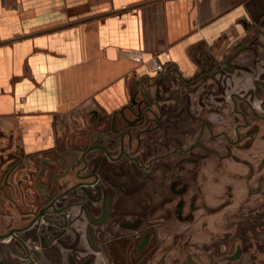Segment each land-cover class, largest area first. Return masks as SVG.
<instances>
[{"label":"flooded vegetation","instance_id":"af4514ba","mask_svg":"<svg viewBox=\"0 0 264 264\" xmlns=\"http://www.w3.org/2000/svg\"><path fill=\"white\" fill-rule=\"evenodd\" d=\"M247 47L139 81L80 143L0 141V264H264L262 50L225 81Z\"/></svg>","mask_w":264,"mask_h":264},{"label":"crops","instance_id":"0c3cea01","mask_svg":"<svg viewBox=\"0 0 264 264\" xmlns=\"http://www.w3.org/2000/svg\"><path fill=\"white\" fill-rule=\"evenodd\" d=\"M225 1L0 0V133L49 148L72 119L120 108L161 73L153 57L192 77L238 17Z\"/></svg>","mask_w":264,"mask_h":264},{"label":"rangeland","instance_id":"374dc122","mask_svg":"<svg viewBox=\"0 0 264 264\" xmlns=\"http://www.w3.org/2000/svg\"><path fill=\"white\" fill-rule=\"evenodd\" d=\"M231 9L235 10V15H238V17L235 18V22L230 28V31L226 33L224 44L215 43L212 45V52L209 55L208 64L204 66L206 69H209L216 63H224L226 54L239 46L245 44L249 46L233 59L238 67L236 72H225V81L230 85L226 93L233 91L232 88L240 89L241 92H244L252 82V59H254L257 54L253 51L252 45L258 47L260 51L262 50V54L260 55H264V0H226L225 10ZM243 20L248 22L247 26L244 25ZM261 26H263V29H261ZM261 32L262 37L257 38ZM136 56L137 55H134V58H136ZM153 69L156 73L160 72L156 70L154 66ZM197 71L200 72L201 69ZM135 87L136 84L131 90H134ZM94 120L95 119L92 118L91 115L86 118L72 119V123H74V125L76 124L77 128H66L64 133L54 134V140L64 145L75 142L80 143L81 141L87 140V135H84V131H88ZM0 141L3 143L10 141L21 143L22 140L21 135L10 132L3 133Z\"/></svg>","mask_w":264,"mask_h":264},{"label":"built area","instance_id":"2783aa9c","mask_svg":"<svg viewBox=\"0 0 264 264\" xmlns=\"http://www.w3.org/2000/svg\"><path fill=\"white\" fill-rule=\"evenodd\" d=\"M136 58H140V57L136 56ZM151 61H152L153 66L156 68V70H158L160 72L165 70L166 65L164 63L160 62L157 57H153Z\"/></svg>","mask_w":264,"mask_h":264}]
</instances>
